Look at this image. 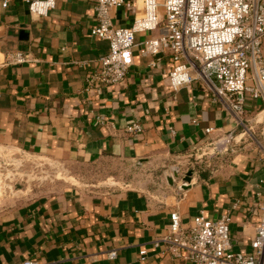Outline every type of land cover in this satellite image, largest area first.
Masks as SVG:
<instances>
[{"label":"crops","instance_id":"0c3cea01","mask_svg":"<svg viewBox=\"0 0 264 264\" xmlns=\"http://www.w3.org/2000/svg\"><path fill=\"white\" fill-rule=\"evenodd\" d=\"M55 1L46 16H37L22 0L7 5L0 0V146L64 164L146 158L164 166L168 158L185 157L208 135L232 132L241 143L216 167L194 171L187 189L176 184L164 194L68 187L19 200L0 212V264L27 259L38 264H194L153 246L167 231L172 211L183 223L199 210L209 218L228 213L232 249L250 251L259 218L255 205L264 204V129L260 145L248 140L229 112L210 101L200 80L174 90L168 81L170 55L156 56L151 66L150 57L138 52L157 30L136 35L133 64L123 81L87 88L86 75L99 69L100 57L109 50L107 41L90 32L97 23L94 3ZM135 4V13L114 6L113 23L130 26L143 13L142 1ZM15 51L26 60L9 63L7 56ZM255 100H246V113L264 112H257L263 104ZM134 123L143 131H127ZM206 127L213 131L206 134ZM112 249L116 256L111 259Z\"/></svg>","mask_w":264,"mask_h":264},{"label":"built area","instance_id":"2783aa9c","mask_svg":"<svg viewBox=\"0 0 264 264\" xmlns=\"http://www.w3.org/2000/svg\"><path fill=\"white\" fill-rule=\"evenodd\" d=\"M10 1L1 0L3 5ZM22 1L37 16H46L56 4L55 0ZM91 1L97 23L90 32L107 41L109 50L100 57L99 69L86 75L87 88L123 81L133 64L136 35L157 30L156 36L139 44L138 52L150 57L151 66L157 63L156 56L170 55L168 81L174 90L193 80L202 81L210 101L223 106L238 125L243 124L248 98L264 105V0H141L143 13L135 16L130 26H116L111 10L122 5L135 13L136 0ZM7 58L14 64L26 60L20 51ZM126 129L143 131L137 123ZM169 129L175 134L173 127ZM212 131L211 127L204 129L206 134ZM236 136L232 132L215 135L226 152L234 151L240 141ZM213 137L200 138L197 146L210 144ZM255 211L259 218L248 252L232 249L228 213L209 218L203 210L187 223L177 211L170 212L167 231L153 240V246H162L172 257L194 264H264V204L257 203ZM139 253L144 259L146 250ZM115 256L114 249L108 252L109 258ZM23 264L38 262L27 259Z\"/></svg>","mask_w":264,"mask_h":264},{"label":"rangeland","instance_id":"374dc122","mask_svg":"<svg viewBox=\"0 0 264 264\" xmlns=\"http://www.w3.org/2000/svg\"><path fill=\"white\" fill-rule=\"evenodd\" d=\"M263 109L264 105L257 112ZM246 114L242 116L243 124L239 131H243L248 140L258 144L257 141H262L260 131L264 129V112ZM212 139L209 140L210 144L194 147L185 157L168 158L164 166L158 161L138 166L133 161L117 158H105L89 164H64L14 147L0 146V212L16 206L19 200L27 201L68 187L85 192L123 187L166 194L171 187L165 178L166 172L172 174L170 166L180 167L179 177L174 180L176 186L182 182L186 171L212 169L232 153L224 151V145L219 143L218 137ZM240 143L241 140L234 145L233 152Z\"/></svg>","mask_w":264,"mask_h":264},{"label":"water","instance_id":"95a60500","mask_svg":"<svg viewBox=\"0 0 264 264\" xmlns=\"http://www.w3.org/2000/svg\"><path fill=\"white\" fill-rule=\"evenodd\" d=\"M133 162L135 165H138V166L143 165L145 163H148V164L150 163L147 161L146 158H140V159L133 161ZM170 167L172 170V174L169 172H166L165 178H166L167 183L169 185L173 186L175 178L179 177L180 167L175 166V165H172ZM193 173H194L193 169H190L183 174V176L181 178L182 182L178 185L179 189H187L191 186V184L193 182Z\"/></svg>","mask_w":264,"mask_h":264}]
</instances>
